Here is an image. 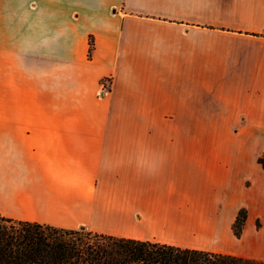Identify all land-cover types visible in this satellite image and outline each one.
Returning <instances> with one entry per match:
<instances>
[{
  "label": "crops",
  "instance_id": "0c3cea01",
  "mask_svg": "<svg viewBox=\"0 0 264 264\" xmlns=\"http://www.w3.org/2000/svg\"><path fill=\"white\" fill-rule=\"evenodd\" d=\"M0 139L2 216L264 261V0H0Z\"/></svg>",
  "mask_w": 264,
  "mask_h": 264
},
{
  "label": "trees",
  "instance_id": "16d2710c",
  "mask_svg": "<svg viewBox=\"0 0 264 264\" xmlns=\"http://www.w3.org/2000/svg\"><path fill=\"white\" fill-rule=\"evenodd\" d=\"M264 167V159L259 158ZM247 212L233 223L241 235ZM87 237L88 240L84 238ZM0 264H264V261L170 244L66 229L0 214Z\"/></svg>",
  "mask_w": 264,
  "mask_h": 264
},
{
  "label": "rangeland",
  "instance_id": "374dc122",
  "mask_svg": "<svg viewBox=\"0 0 264 264\" xmlns=\"http://www.w3.org/2000/svg\"><path fill=\"white\" fill-rule=\"evenodd\" d=\"M101 83H102V87H103V89H102V93H105L106 91H108L109 90V85H110V83H111V81H110V77H106V78H103L102 80H101ZM101 94V93H100ZM2 98V97H1ZM79 111V108H73V112H75V113H77ZM111 139H113V138H111ZM111 139H109L108 140V142L110 143L109 145H113L114 147H116L117 149H119L121 146H124V145H121V140H119V139H113L114 141L112 142V144H111ZM128 138H123V140H125V141H123V142H126V140H127ZM107 140V139H106ZM1 149H3V139L1 140L0 139V150ZM111 151V153L109 152V156H105V161L107 160V158L108 157H110L115 163H118L117 161H118V159H117V154H116V151L115 150H110ZM125 158H126V156H124ZM121 158H122V156H120V162L121 163H123V164H125V166H127V162L126 161H124V162H122L121 161ZM259 158H261L262 160L264 159V154L263 155H261ZM2 159V160H1ZM259 160V159H258ZM120 163V164H121ZM3 165V154H2V151H0V165ZM261 165H262V163H261ZM121 166V165H120ZM263 166V165H262ZM85 240H88L87 239V237H85L84 238Z\"/></svg>",
  "mask_w": 264,
  "mask_h": 264
}]
</instances>
